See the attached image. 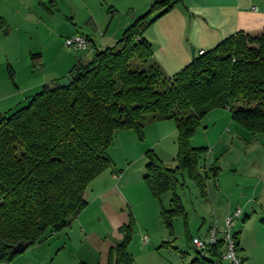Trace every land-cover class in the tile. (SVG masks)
Listing matches in <instances>:
<instances>
[{
    "label": "trees",
    "instance_id": "16d2710c",
    "mask_svg": "<svg viewBox=\"0 0 264 264\" xmlns=\"http://www.w3.org/2000/svg\"><path fill=\"white\" fill-rule=\"evenodd\" d=\"M181 1H154L112 45L93 46L90 58L78 60L67 86L54 80L24 105L0 112V263L23 252H13L14 245L29 247L60 232L87 206L88 185L112 167L107 148L119 130L133 129L143 139L145 123L174 121L178 164L167 166L148 150L143 176L159 202L163 193L172 194L170 208L161 206L159 214L170 232L172 218L184 215L175 193L181 170L207 197V174L200 173L199 159L208 148L190 142L206 113L228 108L246 131L264 133V27L229 35L169 76L143 33ZM2 29L6 24L0 18ZM37 57L40 53L31 54ZM8 74L13 79L9 67ZM216 162L209 167L213 177L219 171ZM133 228L129 213L108 264H135L128 250ZM221 247L220 241L210 246L209 257L195 249L190 264H220Z\"/></svg>",
    "mask_w": 264,
    "mask_h": 264
},
{
    "label": "crops",
    "instance_id": "0c3cea01",
    "mask_svg": "<svg viewBox=\"0 0 264 264\" xmlns=\"http://www.w3.org/2000/svg\"><path fill=\"white\" fill-rule=\"evenodd\" d=\"M89 1H72V4L75 2L77 5L71 4L67 14H70L69 18L75 25V30L64 34L65 37L74 34L86 35L93 40L95 48H103L109 46L108 43L115 42L133 19L138 14L146 12L156 0H105L106 4L109 3L108 6L115 10L112 13L108 8L104 13L100 6L96 8ZM121 3L124 4L123 7L119 5ZM62 5V0H0V18L6 24V30H0V112L26 102L27 98L36 93L42 85L62 77H69L71 67L78 60L83 61L91 57L94 48L81 52L82 55L80 53L72 55L67 52L63 58L52 61L48 59L47 62L46 47L42 45L36 48L39 46V41H32L34 35H39L38 31L41 29L47 37L57 35L60 42L63 31L57 34V24H59L58 14L62 12ZM122 10H128L132 15L127 14L116 20L118 17L116 12H123ZM64 16L68 17L66 14ZM77 16L80 19H77ZM78 20H81V24L90 25V28L78 29L80 22ZM60 24H62L61 18ZM262 27H264V0H182L147 27L143 36L152 47L155 61L167 75L171 76L187 65L200 50L213 48L237 31ZM32 53H40V57L31 59ZM48 63L52 64L47 66ZM8 67L13 71V79L8 76ZM169 121H152L147 127L162 132L164 128L169 127ZM171 129L172 132L176 129L174 121ZM162 134L161 138L168 133ZM125 137L130 138L131 141L132 138L136 139L138 142L134 132H125ZM234 143L240 147L241 155L230 163L228 171H224L221 161L223 162V159L230 155ZM215 146L216 143L211 147L205 146L208 151L199 159L200 173L207 174L206 199L214 214L210 217V213L206 212L205 215L204 210H200L201 221L197 231L201 235H189L188 242L190 237H204L214 219L218 220V227L221 229L223 217L240 208L233 225V231L239 236L238 253L242 257L243 264H254L256 260H263L264 264V133L240 132L236 138L231 137L230 146L227 145L224 150L222 149L223 151L221 149L216 151ZM146 151L148 150L142 149V154L138 155L145 163ZM159 156L157 155L164 163ZM128 158L129 156L125 159L127 161L125 166L118 172L113 165L90 182L89 193L86 192L87 206L72 219L70 225L45 240L29 246L7 264H38V260L43 264H79L80 262L108 264L109 251L115 242L122 238L119 228L128 222L129 213L132 214L134 221L136 219L138 225L137 212L142 209L140 205L146 207L150 224L141 229L140 246L134 237L129 244L128 250L133 256L134 263L141 264L138 261L140 258L142 264H185V262L190 264L195 252L193 257L184 262L177 257L185 256L180 254L177 257L173 256V253L179 252V247L174 241L177 236L174 233L173 220L180 215L172 218L171 232L159 215L161 206L165 209L170 208L171 192L163 193L160 202L155 199L143 178L145 165L141 177L137 178L132 173ZM201 158L204 160L202 163ZM215 161L219 171L217 176L213 177L209 167ZM182 171L179 176H183ZM179 184L183 186V181L181 182L180 179ZM175 193L183 207V216L186 217L185 205L177 191ZM198 194L201 197L199 190ZM118 197L122 200L125 209L114 208L113 199L116 200ZM140 199H143V203H140ZM154 221L159 229L158 238H155L152 229ZM186 224L184 223L185 228ZM137 225L134 227L135 230ZM151 235L153 238L149 237ZM144 236H147L145 241ZM52 241H55L54 245ZM147 241L152 242V247L147 248L143 245V242L148 244ZM209 249L203 252L204 256H210ZM220 250V264H228L222 257V247ZM25 253H28V256ZM164 253L165 256L162 257ZM48 255L51 256L50 263L45 261Z\"/></svg>",
    "mask_w": 264,
    "mask_h": 264
},
{
    "label": "rangeland",
    "instance_id": "374dc122",
    "mask_svg": "<svg viewBox=\"0 0 264 264\" xmlns=\"http://www.w3.org/2000/svg\"><path fill=\"white\" fill-rule=\"evenodd\" d=\"M62 1H63V5H62L63 13L59 12L58 14L59 24H57V34L63 31L61 33L62 38L60 39V42L58 40L57 35L52 36V37L51 36L47 37L46 35H44L41 29H39L38 31L39 35H34V38L32 40L33 42L39 41V46L36 48H39L42 45H44L43 46L44 48L46 47L45 48L47 50L45 54L46 59L47 60L50 59V61L63 58L67 52H70L72 55H77L79 53L80 55H82L81 52H83V51L73 50L72 48H69L64 45V39L66 36V34L64 33L71 31V30L74 32L75 30V25L71 23V19L69 18L70 14H67L68 13L67 11H68V8H70L72 5H77V3L74 2L72 4L73 0H62ZM89 3L93 4V6H95L96 8L100 6L99 8H102L104 13H106L107 7L109 5V3L106 4L105 0H90ZM119 5H121V7L124 6L123 3ZM128 12L130 11L127 10L123 12L121 11L116 12V15H118L116 20L119 19L120 17H124V15H127V14L131 16L132 13L131 12L128 13ZM65 14L68 15V17L64 16ZM78 17L79 16H77V19H80ZM60 18L62 20V24H60ZM78 21H80L78 23L79 27L77 26L78 29L85 28V27L90 28L89 27L90 25L84 24V23L81 24V20H78ZM79 32L85 33V31L83 30L81 31L79 30ZM35 37H38V39H35ZM113 43L114 42H110L108 43V45H112ZM47 62H49V60ZM51 64L48 63L47 66ZM24 103H21L19 105H24ZM0 106H1V103H0ZM10 110L11 109L6 110V111H10ZM151 122L152 121H149L145 123V125L143 126V139H139L137 137V140L139 143L136 141V139L133 140L132 138V141H131L130 138L127 139V137H125V132L135 133L133 129H122L116 133L111 145L107 148V154L110 157L112 166L114 165V167H116L117 172L119 171V169H122L121 167L125 166V164L127 163L125 159L127 158V156H129L128 161L131 162L132 173L134 174L135 177L140 178L142 170H143V165H145L144 164L145 162L140 160V156L138 157V155L142 154V149L151 150L155 154L160 155L159 157L164 161V163L163 162L162 163L167 166L174 167L178 164V158H177V135L178 133H177V129H175V131L172 132L171 127L173 128V121L170 120L168 123L170 124L168 125L169 127L164 128L162 132L155 131L153 127H147V126H150L148 124H150ZM164 131H166L168 134L161 138V135H163L162 133H166ZM240 132H247V131L242 126H240L235 120L232 119L231 112L229 111L228 108H213L210 111H208L206 115L203 117L201 121V125L198 126L197 130L191 137L190 142H191V145L194 147L209 146V145L211 147L212 145L216 143L217 144V146H215L216 151L218 149L224 150L227 147V145L230 146L231 137L236 138V135H239ZM218 139H219V142L217 143ZM239 150H240V147H237V143H234V145L231 147L230 155L226 156L223 159V162L221 161L224 171H228L230 163H232L236 157L238 158L241 155V153H239ZM200 162L202 163L204 162V160H202L201 158ZM182 172H183V176L180 175L179 179L181 180V182L183 181V186L181 187V184H178L175 188V191H177V193L180 195V198L182 199L183 204L185 205V208H186L185 216L186 217H184L183 215H180V216H176L173 220L174 233L177 236V238H175L174 241H176V245L179 247V252H177V254L173 253L174 250L171 252L174 254L173 256H176V257L179 254L185 257L188 256V258L177 257L178 260H181V262H184V260L187 261L190 257H193L194 252H195V249L191 245V242L190 241L188 242V236L189 235H201V234H198V231H197L198 225L200 224V221H201L199 218L200 210H204L203 213H206V212H208V214L210 213V217L213 216L214 211L211 210L207 202L208 199H202L199 196L197 187L195 186L194 182L187 177L186 172L185 171H182ZM136 173L138 174L135 175ZM225 174L228 175V173H225ZM225 174L222 176L223 179L225 177ZM86 192L89 193V188H87ZM113 200H114L115 209L117 208L119 209V207L121 209L122 208L125 209V206H123V202L122 200H120L119 197L116 200L115 198ZM140 203H143V199H140ZM140 207L142 208L141 211L137 212L138 225L135 219L134 227L135 225H137V227H136V230L133 228L134 232H133V236L131 239V242H132L133 237H134L135 241L136 240L138 241V245L141 242L140 237L142 236V230H141L142 227L150 224L149 218L147 219V212L145 211L146 207H142V205H140ZM205 215H207V213ZM184 223H187L186 228L184 226ZM156 224L157 223H155L154 221L153 223L154 226L152 227V229L154 231L155 238H158L157 235L159 233L157 232H159V229L157 228ZM233 230H234V226H233ZM149 237L153 238V235ZM52 243H53L52 245H54L55 241H52ZM151 244L152 242L150 241L148 242V244L143 242V245H145L147 248L152 247ZM25 254H27L26 256H28V253H25ZM29 256H32V254H29ZM164 256H165V253L163 254L162 257ZM50 259H51V256L48 255L46 256L45 261L47 263H50L52 261ZM138 259H139L138 261L141 262L142 264L143 263L142 260L140 258ZM38 264H43V262L38 260ZM185 264H187V262H185ZM254 264H263V260L262 261L256 260V263Z\"/></svg>",
    "mask_w": 264,
    "mask_h": 264
},
{
    "label": "built area",
    "instance_id": "2783aa9c",
    "mask_svg": "<svg viewBox=\"0 0 264 264\" xmlns=\"http://www.w3.org/2000/svg\"><path fill=\"white\" fill-rule=\"evenodd\" d=\"M64 45L76 51H87L93 48L94 43L93 40L86 35L74 34L65 37ZM202 52L203 50H200L199 53ZM239 213L240 208H237L226 214L222 219L223 226L221 229L218 227V220L214 219L208 226L204 237H191V245L194 249L204 252L207 248L220 241L222 244V257L228 262V264H243L242 257L237 250L236 233L233 231V225ZM143 239L145 241L147 236H144ZM0 264L7 263L2 262Z\"/></svg>",
    "mask_w": 264,
    "mask_h": 264
},
{
    "label": "water",
    "instance_id": "95a60500",
    "mask_svg": "<svg viewBox=\"0 0 264 264\" xmlns=\"http://www.w3.org/2000/svg\"><path fill=\"white\" fill-rule=\"evenodd\" d=\"M70 83L69 77H62L58 79V84L61 86H67ZM28 247V243H18L12 247L13 252H22Z\"/></svg>",
    "mask_w": 264,
    "mask_h": 264
}]
</instances>
